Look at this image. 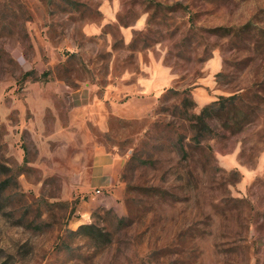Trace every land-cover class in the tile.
<instances>
[{
	"label": "rangeland",
	"instance_id": "obj_1",
	"mask_svg": "<svg viewBox=\"0 0 264 264\" xmlns=\"http://www.w3.org/2000/svg\"><path fill=\"white\" fill-rule=\"evenodd\" d=\"M151 61L173 84L102 137L126 157L123 210L82 218L56 182L37 190L6 119L26 90ZM0 264H264V0H0Z\"/></svg>",
	"mask_w": 264,
	"mask_h": 264
},
{
	"label": "crops",
	"instance_id": "obj_2",
	"mask_svg": "<svg viewBox=\"0 0 264 264\" xmlns=\"http://www.w3.org/2000/svg\"><path fill=\"white\" fill-rule=\"evenodd\" d=\"M210 63L213 72L220 69L217 60ZM139 69L101 88L89 83L76 88L62 83L31 86L24 102L6 115L7 121L15 118L19 123L15 128L23 146L19 164L37 175L31 183L37 190H47L56 182L60 200L82 218L99 205L123 210L121 175L126 157L105 145L102 137L111 132L113 121L144 118L175 80L167 67L154 61L142 62ZM257 174L260 166L253 176ZM95 190L101 195L84 198Z\"/></svg>",
	"mask_w": 264,
	"mask_h": 264
},
{
	"label": "trees",
	"instance_id": "obj_3",
	"mask_svg": "<svg viewBox=\"0 0 264 264\" xmlns=\"http://www.w3.org/2000/svg\"><path fill=\"white\" fill-rule=\"evenodd\" d=\"M251 28H252V24H251V22H248L245 25H243L241 28H239L237 30V32L238 33L242 32L243 34H246L248 37L251 38L252 37V35H250ZM232 31L233 30H231L229 28H227V29L226 28H216V29L213 30V33H216V34L220 33L221 37H223V36L231 35ZM245 38L246 37H243L242 39L244 40ZM247 39H249V38H247ZM31 75H32V73L25 74L24 78H27V77H29ZM42 77H43V75H42ZM238 97L239 96H237V95H233V96H230L228 98L220 97L218 99V101L212 102L208 107L202 109L199 118L202 120V117L204 116V114L207 112V110L209 108H211L213 111H215L217 114H219L220 117H223V115H225V110H226L225 103L226 102L234 103V101L237 100Z\"/></svg>",
	"mask_w": 264,
	"mask_h": 264
},
{
	"label": "built area",
	"instance_id": "obj_4",
	"mask_svg": "<svg viewBox=\"0 0 264 264\" xmlns=\"http://www.w3.org/2000/svg\"><path fill=\"white\" fill-rule=\"evenodd\" d=\"M100 195H101V191L100 190H95V191L87 194L86 196H84V198H88V199L92 200V199H94V198H96V197H98Z\"/></svg>",
	"mask_w": 264,
	"mask_h": 264
}]
</instances>
